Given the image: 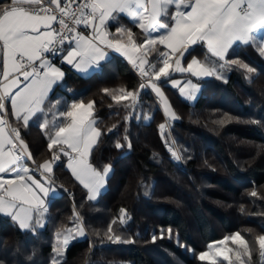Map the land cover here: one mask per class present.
Returning <instances> with one entry per match:
<instances>
[{
  "label": "trees",
  "instance_id": "obj_1",
  "mask_svg": "<svg viewBox=\"0 0 264 264\" xmlns=\"http://www.w3.org/2000/svg\"><path fill=\"white\" fill-rule=\"evenodd\" d=\"M120 25L131 27L137 42L142 41L143 34L126 17L110 22L109 30L115 32ZM205 52L197 46L194 55L203 60ZM237 56L257 71L246 74L233 65L220 69L227 83L215 77L196 79L200 90L194 102L182 96L178 88L163 85L179 117L169 122L164 135L169 143L175 141L183 156L179 161L171 156L162 138L159 125L166 123L165 117L149 91L141 90L135 112L123 107L128 101L118 105L103 91L119 94L121 88L136 90L140 81L132 64L111 55L102 63V70L87 76L62 64L65 77L51 97L96 102L95 114L103 135L92 150L90 162L97 168L110 164L112 172L101 196L88 201L87 190L71 175L67 157L61 155L51 174L60 195L51 199L43 228L22 230L0 214V261L50 264L56 234L75 222L74 208L83 217L87 236L71 241L64 264H206L198 254L209 243L237 230L250 238L264 234V58L251 47L238 49ZM150 59L154 60L155 54ZM129 114L132 118L125 121ZM225 114L233 119L223 125L215 123ZM251 120L261 123L252 124ZM10 122L20 129L36 165L51 159L56 148L49 151L48 139L36 125L30 122L24 128ZM125 136L131 149H117V142L127 144ZM232 141L250 147L247 155L238 153L242 145L234 147ZM252 190L258 196H251ZM179 193L191 200L182 199ZM121 208L127 210L130 219L124 226L113 228L119 227L122 236L135 243L113 244L103 236ZM167 228L173 230L179 244L167 234L151 242L153 235L159 237ZM257 256L253 257L254 264Z\"/></svg>",
  "mask_w": 264,
  "mask_h": 264
},
{
  "label": "snow or ice",
  "instance_id": "obj_2",
  "mask_svg": "<svg viewBox=\"0 0 264 264\" xmlns=\"http://www.w3.org/2000/svg\"><path fill=\"white\" fill-rule=\"evenodd\" d=\"M121 17L128 18L140 30L142 41L137 42L131 27L120 25L115 32L109 30V22H118ZM54 24L67 32H60ZM197 46L206 50L203 60L194 55ZM244 47L253 48L264 58V0L0 2V214L11 218L22 230L35 232L43 228L49 212L48 194L56 191L51 174L54 163L61 159L60 154L67 157L71 175L87 190L88 201L101 196L112 171L110 164L97 168L90 162L92 150L103 135L95 114L96 102L86 103L83 98L68 102L50 96L65 76L55 62L56 57L85 75L103 69L101 62L108 59L107 49L126 57L139 74L138 88L134 91L121 88L119 94H112L109 89L103 91L118 105L128 101L123 107L131 112L140 103L141 90L154 94L167 118L166 123L159 125L162 138L171 156L179 161L183 156L175 148V141L169 143L164 135L166 127H170L168 122L179 117L164 95L163 85L170 84L182 96L194 100L199 85L191 80L182 83L173 78L175 73H188L197 79L215 77L225 83L220 69L234 65L246 74L255 73V67L237 56L238 49ZM152 54L154 60L150 59ZM9 114L24 128L31 122L44 133L49 151L56 148L51 159L36 165L20 129L12 126ZM131 118L129 114L125 121ZM232 119L225 114L215 123L223 125ZM124 139L127 144L117 142V149H131L128 137ZM29 161L36 167H31ZM250 195L256 197L258 193L252 190ZM119 211L120 215L109 222L103 236L113 244L135 243L124 238L119 227L114 230V225L122 227L130 219L126 209ZM240 211L244 212L243 207ZM73 214V226L56 234L55 255L50 264H64L69 243L87 236L83 217L75 208ZM165 234L179 244L171 228L162 229L159 237L153 235L151 242L164 239ZM251 240L250 245L249 239L237 230L209 243L198 259L206 264H252L253 247L258 245L257 264H264V234Z\"/></svg>",
  "mask_w": 264,
  "mask_h": 264
},
{
  "label": "crops",
  "instance_id": "obj_3",
  "mask_svg": "<svg viewBox=\"0 0 264 264\" xmlns=\"http://www.w3.org/2000/svg\"><path fill=\"white\" fill-rule=\"evenodd\" d=\"M110 22H112V21H110ZM109 22V23H110ZM53 27H56L57 28V25L56 24H54L53 25ZM90 31V30H89ZM86 34H87V32H86ZM111 52H110V51ZM107 51H108V58H109V56H111V55H117V56H119V57H121V58H123L124 60H126L127 62H129L128 60H127V58L126 57H124V56H122L120 53H118V52H115V51H113L112 49H107ZM196 58H198L197 56H196ZM199 59V58H198ZM56 63H57V66H59V67H61L62 68V64H65V65H67V66H70V67H72L71 65H68V64H66V63H61L59 60L58 61H55ZM101 63H103V62H101ZM130 63V62H129ZM131 64V63H130ZM62 70H63V68H62ZM75 70V69H74ZM64 71V70H63ZM76 71V70H75ZM77 73H79L78 71H76ZM65 73V72H64ZM91 73H93V72H91L90 71V73L89 74H87V75H90ZM80 75H82V76H87V75H85V74H82V73H79ZM65 77V76H64ZM173 78H175V79H182V80H180L182 83L183 82H186L187 80H191L193 83H195V84H198L197 82H196V77H193V76H191L190 74H188V73H175L174 74V77ZM207 78H209V77H205V78H202V79H207ZM21 79H23L22 77H21ZM163 79V78H162ZM56 88H57V86H54V89H53V93L55 92V90H56ZM200 89V88H199ZM162 91L164 92V95L166 96V98L168 99V97H167V95H166V93H165V91H164V89H163V87H162ZM53 93H51L50 94V96H52V94ZM168 101H169V99H168ZM170 103V102H169ZM161 108H162V105H161ZM9 120H13V121H16V119H15V117L14 116H12L11 114H9ZM17 122V121H16ZM19 124H21L22 125V123H20V122H18ZM23 126V125H22ZM62 155V154H61ZM29 163V165L31 166V167H35L34 165H31V162L29 161L28 162ZM53 168H54V165H53ZM69 170V169H68ZM42 171V170H41ZM70 171V170H69ZM36 175V177L39 179V178H41L40 177V174H35ZM45 175H49V174H45ZM52 187H54L55 188V192H49V194H48V197H47V199H48V201H50L51 202V199L53 198V197H56V196H58V195H60V189L55 185V184H53L52 185ZM106 187H107V183H106V185H105V188H104V190L106 189ZM103 190V191H104ZM102 191V192H103ZM98 199V198H97ZM2 215V214H1ZM15 222V221H14ZM16 223V222H15ZM17 224V223H16ZM18 225V224H17Z\"/></svg>",
  "mask_w": 264,
  "mask_h": 264
},
{
  "label": "rangeland",
  "instance_id": "obj_4",
  "mask_svg": "<svg viewBox=\"0 0 264 264\" xmlns=\"http://www.w3.org/2000/svg\"><path fill=\"white\" fill-rule=\"evenodd\" d=\"M177 80H179V79H177ZM180 80H182V79H180ZM198 93H199V91L196 93V95H198ZM156 100V102H157V104L159 105V107L161 108V105L159 104V101L157 100V98L155 99ZM195 100V99H194ZM194 100H190L191 102H194ZM170 102V101H169ZM171 104V103H170ZM161 110H162V108H161ZM162 112V111H161ZM162 115H164L163 114V112H162ZM165 117V116H164ZM166 117H165V122H166ZM169 123V122H168ZM232 144H233V146L235 147V146H240V145H242V144H240V143H238V142H234L233 143V141H232ZM237 148V147H236ZM177 149V148H176ZM237 150H238V153H240V154H243V156L244 155H247L246 153L250 150V147H247V146H241L240 148H237ZM251 158V157H250ZM112 172V171H111ZM111 172H110V174H111ZM109 174V175H110ZM202 179H204V178H202ZM201 179V181H203ZM104 190V189H103ZM102 190V191H103ZM251 193V192H250ZM249 193V194H250ZM178 196H180L182 199H185V200H191V198L189 197V196H185V195H183L182 193H179V194H177ZM182 195V196H181ZM247 234V233H246ZM245 236V238L246 239H249V242H250V245L252 244V240H251V238H250V236L249 235H244ZM78 238H81V237H78ZM71 243V242H70ZM69 243V244H70ZM206 250H207V248H206ZM205 250V251H206ZM255 255H258L257 256V259H256V261H258V258H259V251H258V245H256V246H254L253 247V251H252V264H254V260H253V257L255 256ZM246 259V258H245ZM256 264H257V262H256Z\"/></svg>",
  "mask_w": 264,
  "mask_h": 264
},
{
  "label": "built area",
  "instance_id": "obj_5",
  "mask_svg": "<svg viewBox=\"0 0 264 264\" xmlns=\"http://www.w3.org/2000/svg\"><path fill=\"white\" fill-rule=\"evenodd\" d=\"M57 28L59 29L60 32H64V33L67 32V29L63 28L62 26L57 25ZM109 51H110V50H109ZM110 52H111V51H110ZM57 59H59V57H56V58H55V61H56ZM131 69H132V71H133L134 74L138 77V79H139V81H140V77H139L138 72L135 70V68H133V66H131ZM140 82H141V81H140ZM145 90H147V89H145ZM147 91H148V90H147ZM152 95H153V97L156 99L155 95H154V94H152ZM60 161H61V159H60L59 161L55 162L54 164H57V163L60 162ZM37 174H40V173H37Z\"/></svg>",
  "mask_w": 264,
  "mask_h": 264
}]
</instances>
